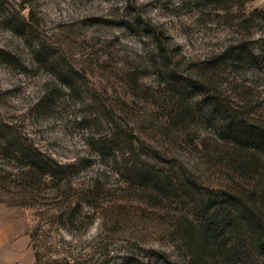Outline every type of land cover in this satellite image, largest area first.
<instances>
[{
  "label": "rangeland",
  "instance_id": "374dc122",
  "mask_svg": "<svg viewBox=\"0 0 264 264\" xmlns=\"http://www.w3.org/2000/svg\"><path fill=\"white\" fill-rule=\"evenodd\" d=\"M254 128L264 0H0V233L28 264L183 263L215 212L209 257L264 264L229 202L264 238Z\"/></svg>",
  "mask_w": 264,
  "mask_h": 264
},
{
  "label": "trees",
  "instance_id": "16d2710c",
  "mask_svg": "<svg viewBox=\"0 0 264 264\" xmlns=\"http://www.w3.org/2000/svg\"><path fill=\"white\" fill-rule=\"evenodd\" d=\"M251 131V140L254 142V144L258 146H264V129L254 128L251 129ZM48 164L49 163L43 159L37 160V158H33V161L28 163L27 167L29 173L31 172V170H33V168H36L37 173L39 171L40 174L41 171L42 176L50 177L51 179L54 178L53 176L56 173L53 169H50V165ZM232 199L233 198L231 197L229 199V202L233 203L236 212L233 219L239 225L242 224L241 226H244L243 224H245L248 226L252 225L256 228V239L252 243L257 251L264 252V238L262 235L263 232L260 229L261 225L259 226L258 218L254 215L253 211H248L247 209H245V207H243L239 203H236L235 200L233 201ZM222 204L223 203H221V201L215 200L210 206L218 210V208L222 206ZM215 214L216 212L214 213L208 224L206 223L203 229H195L191 227L190 230H187L190 234L188 236L189 239L187 237L185 238V241L189 243V254L185 255V259L183 260L184 264H219L218 259H214L213 256L212 258L209 257L210 254H215V251L219 253L225 251V256H227L228 259L231 256V249H222L224 244L222 246L218 242L220 240L219 229H222L225 226V222H228V218H226L224 221L221 220L216 224L214 221ZM68 220L70 221V223L73 222V218H70ZM153 255L154 257H156V259L161 260L163 264H183L182 261L171 260L170 256L164 251H154ZM222 255H224V253Z\"/></svg>",
  "mask_w": 264,
  "mask_h": 264
},
{
  "label": "crops",
  "instance_id": "0c3cea01",
  "mask_svg": "<svg viewBox=\"0 0 264 264\" xmlns=\"http://www.w3.org/2000/svg\"><path fill=\"white\" fill-rule=\"evenodd\" d=\"M0 233V264H28L27 241L21 238L15 243Z\"/></svg>",
  "mask_w": 264,
  "mask_h": 264
}]
</instances>
